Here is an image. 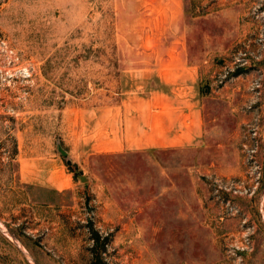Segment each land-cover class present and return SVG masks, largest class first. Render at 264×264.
<instances>
[{"label": "rangeland", "instance_id": "374dc122", "mask_svg": "<svg viewBox=\"0 0 264 264\" xmlns=\"http://www.w3.org/2000/svg\"><path fill=\"white\" fill-rule=\"evenodd\" d=\"M156 87L203 135L115 147ZM0 227V264H264V0H0Z\"/></svg>", "mask_w": 264, "mask_h": 264}, {"label": "crops", "instance_id": "0c3cea01", "mask_svg": "<svg viewBox=\"0 0 264 264\" xmlns=\"http://www.w3.org/2000/svg\"><path fill=\"white\" fill-rule=\"evenodd\" d=\"M167 66L159 62L147 70L160 78L169 73ZM160 88H151L146 98L129 100L131 110L124 126L123 115L120 113L119 119L115 116L112 137L115 147H119L121 140L125 139L131 149L168 150L190 144L203 135L202 111L194 109L191 98Z\"/></svg>", "mask_w": 264, "mask_h": 264}, {"label": "water", "instance_id": "95a60500", "mask_svg": "<svg viewBox=\"0 0 264 264\" xmlns=\"http://www.w3.org/2000/svg\"><path fill=\"white\" fill-rule=\"evenodd\" d=\"M57 150L60 153V155L66 159V163L69 164L70 160H68V158H67V152H65L60 146H57ZM79 179H83V177H79ZM0 229H1V227H0Z\"/></svg>", "mask_w": 264, "mask_h": 264}, {"label": "trees", "instance_id": "16d2710c", "mask_svg": "<svg viewBox=\"0 0 264 264\" xmlns=\"http://www.w3.org/2000/svg\"><path fill=\"white\" fill-rule=\"evenodd\" d=\"M16 155H17V149H16V145H14V147L12 149V153L10 154V159L14 160Z\"/></svg>", "mask_w": 264, "mask_h": 264}]
</instances>
